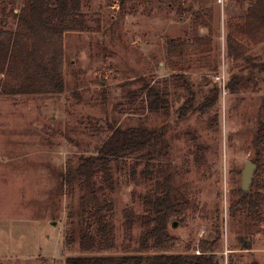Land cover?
Instances as JSON below:
<instances>
[{"label": "rangeland", "instance_id": "obj_1", "mask_svg": "<svg viewBox=\"0 0 264 264\" xmlns=\"http://www.w3.org/2000/svg\"><path fill=\"white\" fill-rule=\"evenodd\" d=\"M25 1L0 0V24L14 29ZM254 1L82 0L89 28L65 33V91L0 95V264H65L67 256L138 253L143 226L138 221L127 235L123 210L132 206L143 215L142 196L169 172L182 213L171 220L169 231L177 240L168 253L194 252L201 239L219 235L220 264H264V208L256 222L230 209L242 169L256 155L264 120V72L245 76L264 65V42L252 44L238 36L248 47L240 59L229 55L227 43L230 25ZM205 6L212 7L213 29L198 31L211 36V46L170 56L169 39L193 40L194 14ZM235 74L244 76L236 81ZM176 75L181 82H175ZM145 82L168 93L169 110H145ZM216 89L213 106L180 116V107L202 105ZM114 125L168 126L170 158L160 153L152 161L153 178L140 184L116 169L121 182L111 193L116 247L82 253L78 240L67 243L66 232L78 222L87 191L79 180L73 189L61 187L59 175L68 161L77 165L84 150L94 152ZM135 156L127 163L140 174L146 162ZM262 170L264 185V163ZM97 183L102 185L101 177ZM260 191L264 195V186Z\"/></svg>", "mask_w": 264, "mask_h": 264}, {"label": "trees", "instance_id": "obj_2", "mask_svg": "<svg viewBox=\"0 0 264 264\" xmlns=\"http://www.w3.org/2000/svg\"><path fill=\"white\" fill-rule=\"evenodd\" d=\"M178 3L181 0H168ZM17 26L13 29L5 23L0 24V95H54L66 89L64 79L65 46L64 36L67 31L88 29L85 14L82 11V0H26L17 15ZM195 37L191 41L171 38L168 41L170 56H183L189 50L202 52L211 46V36L199 34L200 27L213 29L212 7L205 6L194 14ZM232 26L227 35L228 53L236 59L244 58L248 47L240 43L238 36L252 44L264 42V0H255L247 9L245 16ZM262 75L264 65L250 70L248 79ZM244 75L235 74L239 81ZM175 82L181 77L174 76ZM233 80V81H234ZM182 85V84H181ZM146 100L145 110L155 114L171 108L168 93L157 86L145 82L141 90ZM218 91L202 105L189 103L180 107V116L188 111H205L206 105L213 106L218 100ZM216 103V102H215ZM168 126H111V133L94 152L89 149L79 156L78 164L68 161L65 171H61V187L69 185L73 189L75 182L87 191L78 222L69 223L66 238L69 245L79 242L82 253L110 251L116 247L114 233V197L111 193L118 191L121 182L116 179L115 171L128 172L136 184L149 181L153 177L152 161L160 153L170 158V147L167 140ZM257 147L253 162L257 164L254 179L249 191L242 187L235 191L232 199L231 214L240 212L247 219L256 222L261 219L264 208V195L260 189L262 164L264 163V120L259 122L255 139ZM135 157L144 160L145 167L140 174L136 165L127 163ZM140 154V155H139ZM128 170H126V166ZM162 171V170H161ZM102 180L98 186L97 178ZM141 178V179H140ZM173 174L164 178L163 183L156 182L142 196L145 213L138 215L134 207L124 208V230L132 235L135 224L140 221L143 229L140 234L138 253L123 255H78L67 256L65 264H220L217 248L220 236L201 239L198 247L190 253H168L177 237L169 231L172 218H180L182 203L173 195ZM162 186L161 194L158 189ZM103 196V199H102ZM95 202V208L88 205ZM89 209V210H88ZM87 213V214H86ZM71 214V212H70ZM71 220V219H70ZM250 248L249 243H245ZM143 249V250H142ZM199 250V253H196ZM163 251V252H162ZM148 252V253H147ZM147 253V254H146Z\"/></svg>", "mask_w": 264, "mask_h": 264}, {"label": "water", "instance_id": "obj_3", "mask_svg": "<svg viewBox=\"0 0 264 264\" xmlns=\"http://www.w3.org/2000/svg\"><path fill=\"white\" fill-rule=\"evenodd\" d=\"M257 169V164L254 163L252 160H247L243 169H242V181H241V187L244 192L249 191L255 171Z\"/></svg>", "mask_w": 264, "mask_h": 264}]
</instances>
